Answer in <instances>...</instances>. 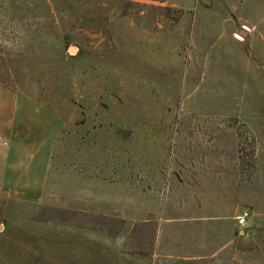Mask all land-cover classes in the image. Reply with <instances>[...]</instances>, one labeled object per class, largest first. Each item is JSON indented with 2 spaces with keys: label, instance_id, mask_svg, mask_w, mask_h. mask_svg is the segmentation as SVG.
<instances>
[{
  "label": "rangeland",
  "instance_id": "obj_1",
  "mask_svg": "<svg viewBox=\"0 0 264 264\" xmlns=\"http://www.w3.org/2000/svg\"><path fill=\"white\" fill-rule=\"evenodd\" d=\"M0 36L1 79L20 57L65 112L47 185L63 201L14 207L0 193V264H264V0H0ZM142 159L145 186L156 160L175 182L187 161L209 164L250 227L192 261L156 246L150 191L142 216L128 204L124 253L107 251L106 223L53 210L72 197L53 192L61 181L90 166L131 178Z\"/></svg>",
  "mask_w": 264,
  "mask_h": 264
},
{
  "label": "crops",
  "instance_id": "obj_2",
  "mask_svg": "<svg viewBox=\"0 0 264 264\" xmlns=\"http://www.w3.org/2000/svg\"><path fill=\"white\" fill-rule=\"evenodd\" d=\"M5 40L0 36L4 46ZM6 58L14 66L7 62L11 84L0 79V193L8 206L50 209L51 201L55 205L63 201L62 196L48 194L47 185L57 139L64 130L65 112L48 103L46 94L29 80L31 74L20 71V57L6 55ZM166 161L153 162L151 186L143 185L144 159L136 161L131 178L128 174L113 178L103 170L89 177L88 171L97 168L82 167L81 174L71 183L61 181L59 187L55 186V193L70 186L72 197L67 205L57 206L61 210H53L70 209V213L107 218L108 221H104L107 232L102 233L107 239L104 242L107 251L111 253L121 248L124 253L125 229L128 215H132L128 204H134L133 213L142 216L144 197L150 191L156 246L172 251L167 258L196 261L203 258L204 248H209L210 252L222 250L228 244L233 224L238 229L237 215L226 203V198L231 196L230 182L227 186L225 180L220 184L216 175H209V164L192 160L184 166V179L175 182L171 178L175 164ZM162 168L169 171L167 180H161V174L157 173L164 175ZM147 222L150 220L141 221L140 225ZM88 231L93 236L94 230ZM109 233L113 235L110 237Z\"/></svg>",
  "mask_w": 264,
  "mask_h": 264
},
{
  "label": "built area",
  "instance_id": "obj_3",
  "mask_svg": "<svg viewBox=\"0 0 264 264\" xmlns=\"http://www.w3.org/2000/svg\"><path fill=\"white\" fill-rule=\"evenodd\" d=\"M236 227L240 230L248 229L251 225L249 213L248 211L244 210L239 215L236 216Z\"/></svg>",
  "mask_w": 264,
  "mask_h": 264
},
{
  "label": "trees",
  "instance_id": "obj_4",
  "mask_svg": "<svg viewBox=\"0 0 264 264\" xmlns=\"http://www.w3.org/2000/svg\"><path fill=\"white\" fill-rule=\"evenodd\" d=\"M0 79H1V77H0ZM61 214H67V215H70V217H76V218L77 217L90 218V219L98 220L97 222H101V223L104 222V221H108L107 218H104V217H94V216L91 217L90 215H87V214H78V213H70V212H67V213L61 212ZM99 226H101V225H99ZM133 231H134V229H133ZM105 232H107V231H105ZM109 235L111 237L113 235V233H111V234L109 233Z\"/></svg>",
  "mask_w": 264,
  "mask_h": 264
}]
</instances>
